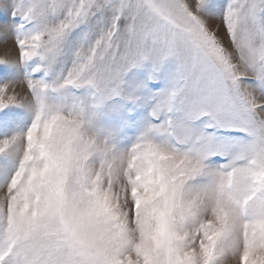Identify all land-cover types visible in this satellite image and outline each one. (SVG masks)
I'll return each mask as SVG.
<instances>
[{
    "label": "snow or ice",
    "instance_id": "1",
    "mask_svg": "<svg viewBox=\"0 0 264 264\" xmlns=\"http://www.w3.org/2000/svg\"><path fill=\"white\" fill-rule=\"evenodd\" d=\"M0 264H264V0H0Z\"/></svg>",
    "mask_w": 264,
    "mask_h": 264
},
{
    "label": "rangeland",
    "instance_id": "2",
    "mask_svg": "<svg viewBox=\"0 0 264 264\" xmlns=\"http://www.w3.org/2000/svg\"><path fill=\"white\" fill-rule=\"evenodd\" d=\"M3 54V51L2 50H0V55H2ZM228 264H235V262L234 261H232V260H229L228 261Z\"/></svg>",
    "mask_w": 264,
    "mask_h": 264
}]
</instances>
